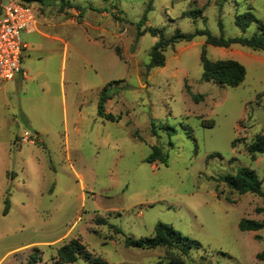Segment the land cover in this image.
<instances>
[{
    "label": "rangeland",
    "instance_id": "obj_1",
    "mask_svg": "<svg viewBox=\"0 0 264 264\" xmlns=\"http://www.w3.org/2000/svg\"><path fill=\"white\" fill-rule=\"evenodd\" d=\"M69 1L64 8L60 0L32 3L53 35L69 34L67 59L64 43L23 31V40L41 43L42 51L24 52L29 79L27 74L0 87V264H27L35 250L36 264H58L57 249L73 237L81 238L92 258L70 264H102L97 258L155 264L165 246L131 247L125 238L151 236L158 222L199 241L188 264H264L257 257L264 251V228H239L243 217L264 220L256 210L264 199L240 194L223 180L249 166L264 191V153L253 158L247 150L264 133V50L215 46L196 35L169 46L165 65L147 70L158 36L138 35L150 4L140 29L163 27L165 38L176 29L208 28L220 35L219 20L225 36H250L262 31L264 0ZM246 11L258 21L242 31L235 19ZM96 25L100 30L91 27ZM203 50L214 60H239L244 81L231 87L203 80ZM106 85V109L119 120L97 112ZM191 92L203 97L196 102ZM210 119L214 125L206 126ZM34 125L46 130L48 143H18L22 129L37 132ZM153 145L162 147L167 163L146 160ZM6 196L9 211L3 214Z\"/></svg>",
    "mask_w": 264,
    "mask_h": 264
},
{
    "label": "trees",
    "instance_id": "obj_2",
    "mask_svg": "<svg viewBox=\"0 0 264 264\" xmlns=\"http://www.w3.org/2000/svg\"><path fill=\"white\" fill-rule=\"evenodd\" d=\"M24 3L31 4L33 2L44 3V0H20ZM61 8L65 6H71L69 0H60ZM151 8L149 4L145 10L142 18L138 24V35L144 32H149L153 36H158V40L153 44L149 52V62L146 64V69L161 67L165 65L166 55L165 51L169 46L174 45L179 40H191L196 35H205L206 42L215 46L228 47L232 44H241L253 49L264 50V24H261V32H255L250 36L237 35V36H225L223 31L222 20H219L221 26V34L214 35L208 28L196 29L192 33H184L180 29H176L175 33L165 38L163 27L146 26L144 29H140L141 25L147 20V12ZM201 12L202 9L197 10ZM188 14H195L196 11H189ZM253 21H258V18L252 11H246L236 16L235 23L242 30L245 31L247 27ZM119 54V52H117ZM201 63L203 66L202 79L205 81H214L222 85L231 87L238 86L242 83L246 76L245 66L237 59L234 58H220L211 59L207 56L206 51L201 53ZM107 85L104 86L100 93L97 103V112L102 117L108 120H119L120 115L107 111L106 101L110 98V94L107 91ZM192 98L199 102L203 97L202 94L192 93ZM203 123L206 126H213L214 120H204ZM235 143V141L233 142ZM248 152L255 158L257 153H264V133L257 134L255 139L247 145ZM148 162H155L160 160L167 163V155L159 145H153L152 152L146 158ZM223 180L227 186L237 191L240 194L253 193L257 194L264 199V191L262 189V179L254 169L249 166H242L237 169L235 174H228L223 177ZM3 214L9 211V198L6 196L4 201ZM257 212H264V206L256 208ZM97 223H107L105 217H97ZM239 228L243 231H257L264 228V220H258L254 218L243 217L239 222ZM115 231L120 232V229L115 227ZM256 238L261 239V235H256ZM200 244L199 241L193 240L182 234L181 231L175 229L171 224L165 222H158L155 225V232L151 236H143L134 238L132 236H126L125 244L131 247L139 248H156L158 246H165L167 248L166 254L161 257L155 264H188L187 257L189 255L192 244ZM39 251L35 250L31 252L27 259V264H36L39 260ZM58 264H70L77 260L78 257H84L86 259L92 258V253L87 249L86 245L82 242L80 237H73L64 242L57 249ZM258 258H264V251L257 255ZM100 263L106 264V261L97 258Z\"/></svg>",
    "mask_w": 264,
    "mask_h": 264
},
{
    "label": "built area",
    "instance_id": "obj_3",
    "mask_svg": "<svg viewBox=\"0 0 264 264\" xmlns=\"http://www.w3.org/2000/svg\"><path fill=\"white\" fill-rule=\"evenodd\" d=\"M37 10L31 4L20 0H7L0 3V87L6 82L27 72L22 65L26 44L22 32L37 29ZM20 144H36L41 142L40 135L24 128L16 135Z\"/></svg>",
    "mask_w": 264,
    "mask_h": 264
},
{
    "label": "crops",
    "instance_id": "obj_4",
    "mask_svg": "<svg viewBox=\"0 0 264 264\" xmlns=\"http://www.w3.org/2000/svg\"><path fill=\"white\" fill-rule=\"evenodd\" d=\"M102 13V12H101ZM85 14V13H84ZM82 15V20H81V25H83V26H87L88 25V21L86 20V18H85V15ZM85 27H83V28H85ZM92 28H94V29H96V30H100V26H98V25H96V26H91ZM71 28V27H70ZM51 29V30H50ZM71 29H67L66 30V33H69V31H70ZM32 32H37L39 35H42V36H44V37H47V38H49V39H54V40H58V41H60V42H62V43H64V46H65V49L66 50H63V51H65L64 53L66 54V56L64 57V59L66 60L67 59V57H68V51H69V47L72 45V42H71V40H70V36H69V34H67L66 35V33H65V35H66V39L65 38H57L55 35H53V33H52V26L50 25V28L48 29V28H46V24L45 23H40V19H38V23H37V29L35 30V31H32ZM86 36L88 37V34L86 33ZM61 39V40H60ZM24 42H25V44H26V48H25V50H24V52L26 51V50H32V51H37V52H41L42 51V44L41 43H32V42H28V41H25V40H23ZM64 54V55H65ZM23 59H24V57H23ZM23 65V64H22ZM24 67V66H23ZM24 69H25V67H24ZM26 70V69H25ZM26 72H27V70H26ZM27 74H28V77H27V79H29L31 76L29 75V73L27 72ZM65 76V75H64ZM18 78H21V76L20 77H17V78H15L14 80H16V79H18ZM26 79V80H27ZM14 80H11V81H8V82H6L3 86H5V89L9 86V84L12 82V81H14ZM63 85V84H62ZM5 89H3V91L5 90ZM66 96H67V94H66V89H65V87L63 88L62 87V92H61V97H62V100H63V103L64 104H66ZM56 98H57V96L56 97H54V96H52V100L53 101H55L56 100ZM98 99H99V94H98ZM97 103H98V100H97V102H96V108H97ZM25 112V111H24ZM27 114V113H26ZM27 117H29V114L27 115ZM34 127L36 128V130H37V132H38V134L40 135V140H41V142L43 143V144H45L46 142L48 143V138H47V134H46V130L44 129V128H39V127H37V126H35L34 125ZM16 133H17V131H15V135H16ZM66 138V137H65ZM7 172H8V170H6Z\"/></svg>",
    "mask_w": 264,
    "mask_h": 264
}]
</instances>
